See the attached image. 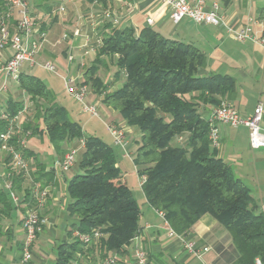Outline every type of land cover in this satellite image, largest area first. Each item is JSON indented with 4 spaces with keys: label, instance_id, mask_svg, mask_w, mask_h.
Returning a JSON list of instances; mask_svg holds the SVG:
<instances>
[{
    "label": "trees",
    "instance_id": "16d2710c",
    "mask_svg": "<svg viewBox=\"0 0 264 264\" xmlns=\"http://www.w3.org/2000/svg\"><path fill=\"white\" fill-rule=\"evenodd\" d=\"M5 1L0 0V14ZM30 1L34 13H51L52 0ZM107 28L110 31L103 33ZM100 41L83 84L102 96V104L117 111L127 126L139 130L132 162L137 175L144 177L140 187L148 205L162 213L168 228L182 238L189 236L202 216H211L231 239L230 248H216L224 264H254L257 258L264 264V217L257 213L251 189L210 145L209 117L200 114L202 105L214 108L223 98L231 100L234 80L227 75L198 76L205 54L149 27L136 33L108 25ZM106 57L115 59L116 80L122 73L125 77L115 91H108L97 74ZM18 87L33 104L32 118L22 125L30 136L45 135L54 150L64 142H84L76 173L66 187L67 212L77 220L68 234L98 230L105 235L86 251L77 240L59 242L53 264H80V257L94 252L100 259L113 253L125 255L131 240L139 236L141 209L124 181L114 149L101 138L86 135L78 122L69 119L67 109L37 76L22 72ZM5 105L3 110L14 117L22 109V100L8 98ZM7 125L0 119V133ZM175 141L180 145H173ZM22 152L26 158L32 156L26 149ZM37 167L44 171L43 164Z\"/></svg>",
    "mask_w": 264,
    "mask_h": 264
},
{
    "label": "crops",
    "instance_id": "0c3cea01",
    "mask_svg": "<svg viewBox=\"0 0 264 264\" xmlns=\"http://www.w3.org/2000/svg\"><path fill=\"white\" fill-rule=\"evenodd\" d=\"M28 1L31 3L30 0ZM50 4V14L34 13L33 11L39 19L41 29L46 31V36L49 35L54 23L61 25L64 30L62 35H59L60 31H56L52 35L60 37L55 40L54 47H49L48 41L45 44V38L37 59L55 58L53 53L61 52L62 61L68 67V71H65L73 70V74L68 73L63 76L72 80L74 84H83V74L94 63L97 49L101 44L100 33L104 27L110 25V28L116 30L131 28L136 33L149 27L165 38L192 44L201 50L205 54L206 63L203 67L198 68V76L227 75L234 80V97L231 100L223 98L221 99L223 102L232 104L238 110L236 102L241 94L240 89L255 88L259 99L253 109L259 103L264 106V49L257 43L237 40L232 33L247 28L253 37H264V0H207V6L210 7L213 4L218 6V14L222 18V23L218 26L198 25L189 19L175 24L170 19L168 8L159 0H110L105 4L86 0H52ZM60 7H63L62 12L59 11ZM149 19L152 20L151 24L147 23ZM48 24L49 28H47ZM109 31L107 28L103 30V33ZM64 35L66 38H63ZM60 45H63L62 51H60L61 48L57 49V46ZM69 57L72 58L71 61H69ZM114 60L111 57L104 58V64L97 73L101 82L108 86V91L118 90L125 78L123 73L119 80L114 77L116 72ZM29 68L32 67H25L23 73L29 74ZM43 83L46 85L44 81ZM86 86L90 93H88V97H91L98 105L97 109L105 118V122L115 123L125 130L126 152L132 159L140 138L139 130L127 126L117 111L102 104V96L96 95L89 85ZM46 87L48 88L47 85ZM22 97L24 94L19 87L11 84L8 98L14 100L21 98L22 100ZM212 108V105L200 106L202 117L207 119ZM238 112L242 116H250L253 110L245 107ZM28 120L24 117L21 124L23 125ZM218 128L219 134L223 136L220 137V145L217 148L218 157L232 167L238 179L243 180L245 169L255 174L256 165L259 164L264 169V152L257 154L254 163H243L239 154L231 151V147H224L225 141L230 146H234L238 140L237 135L228 131L230 126L219 125ZM34 136H37L38 140L42 142L41 135H32L26 140L25 149L27 153H32V156L26 158L27 174L13 169L6 154L0 153V264H16L21 258L22 219L28 210H35L44 220L34 244L32 260L28 264H33L35 256H38L42 263L49 262L53 250L55 259L56 245L62 241L72 240L68 232L71 225L77 222L67 212L70 199L66 193L68 183L66 175L69 173L70 178L73 177L76 167L74 165L68 172L53 168V162L63 158L70 150L69 145L73 141L64 142L58 150H54L52 147L51 159L46 161L41 158V156L46 157V154L41 155L28 144V141ZM246 139L248 144V134ZM175 143L180 145L178 141ZM117 149L120 151L122 161L126 162L128 157H125L122 149L119 147ZM37 163L43 164V172H40ZM118 167L120 168V165ZM134 169L137 173L135 166ZM12 173L16 178L11 179ZM42 174L45 177H42ZM122 176L129 186L126 176L124 174ZM9 182L12 184L10 190L6 187ZM36 187L48 190L42 206H36L32 196V191ZM139 190V199H136L141 209L138 243L152 264H224L216 248L218 246L223 249L230 248L231 239L214 218L209 215L202 216L193 225L189 236L185 238L196 243L198 247L208 248L201 258H196L184 249L180 236L170 233L164 218L148 205L141 187ZM11 193L17 197V204L13 202ZM263 203L264 199L260 204ZM261 205H258L257 213L260 212ZM117 259V264H134V245L130 243L126 254L117 256ZM99 260L100 257L94 252L92 255L80 257V264H97Z\"/></svg>",
    "mask_w": 264,
    "mask_h": 264
},
{
    "label": "built area",
    "instance_id": "2783aa9c",
    "mask_svg": "<svg viewBox=\"0 0 264 264\" xmlns=\"http://www.w3.org/2000/svg\"><path fill=\"white\" fill-rule=\"evenodd\" d=\"M169 10V16L173 23L177 24L184 19H189L198 25L218 26L222 23V18L218 14V6L213 4L207 6V0H159ZM63 11V7L59 8ZM0 14V119L8 123L6 129L0 133V153L6 154L9 158L10 166L22 173L27 174V160L23 155L26 148V140L31 132L22 128L21 117H25L30 107L25 96L22 98V109L14 117H10L3 110L6 107L8 91L11 84L18 86L20 75L24 65L29 67L37 65V55L43 41L46 38V31L40 27L39 19L30 9L28 0H6L5 10ZM148 24L152 20H147ZM237 40L251 41L257 43L264 49V37L255 38L249 29L245 28L237 32H232ZM66 38V35L63 36ZM69 57V61H71ZM42 69L54 73L63 80L67 94L77 103L81 104V110L90 114L93 118H100L98 109L94 105L85 103L88 96V88L84 84H74L63 75L57 73V65L51 60L38 64ZM28 98V97H27ZM29 99V98H28ZM264 106L259 103L253 109L250 116H242L238 110L230 103L221 102L212 108L209 114L210 130L208 139L213 148L220 145L219 125H227L232 128L245 126L248 130V146L251 150H264ZM104 125L112 138L113 143L126 151V132L119 125L111 122H104ZM83 141H80L81 148ZM126 157L129 154L126 152ZM76 150L68 151L61 160L53 162V168L62 172H68L77 161ZM144 181V177L139 179V184ZM6 187L12 188L11 182ZM48 190L34 188L32 196L36 206H42L46 200ZM14 203H18L17 197L10 194ZM260 211L264 217V203ZM163 217L162 213H159ZM44 220L40 218L35 210H28L22 219L23 239L21 244V258L16 264H28L33 257L34 244L41 231ZM170 233L175 235L171 230ZM105 237L98 230L90 233H81L74 230L71 233L73 240L79 241L83 250L86 251L90 244H96L100 238ZM139 236L134 237L131 243L134 245V264H152L146 252L139 245ZM184 249L196 258H201L208 251L207 247H198L196 243L181 237ZM116 254H109L98 261L97 264H117ZM254 264H261L257 258Z\"/></svg>",
    "mask_w": 264,
    "mask_h": 264
},
{
    "label": "rangeland",
    "instance_id": "374dc122",
    "mask_svg": "<svg viewBox=\"0 0 264 264\" xmlns=\"http://www.w3.org/2000/svg\"><path fill=\"white\" fill-rule=\"evenodd\" d=\"M29 3V1H28ZM30 5V3H29ZM30 9L32 11L33 8L30 5ZM49 24L48 27L49 28ZM72 29V28H70ZM64 28L61 25H56L55 23L52 25V29L49 32V35L46 36V41L45 44H47L48 41V46L49 47H54L55 44V40L59 39L60 37H54L52 36L54 34V32L56 31H60L59 35H62ZM67 30V29H65ZM61 48L60 51H62L63 49V45H60L59 47L57 46V49ZM53 53V52H52ZM55 58H49L52 62H54L58 69H57V73L59 75H68V73L73 74L72 73V69L70 70V72H67V64L63 63V55L61 52H54L53 53ZM47 59V60H49ZM54 59V60H53ZM47 60L44 59H37V65H35L34 67H32L29 70V74L37 76L38 78H40L42 81H44L46 83V85L48 86V88L52 91V93L54 94V97L57 101L58 104L65 106L68 110V118L71 120H76L82 127L83 132L86 135H95L99 138H101L103 141H105L106 143L110 144L112 146V148L114 149L115 153H116V159L118 162V165H120V169H121V173L124 174V176H126L128 184L130 189L133 191L134 193V197L135 199H139V195L140 194V186H139V177L137 176V173L135 172L134 166H133V162L132 159L128 156L127 161H122L121 157H120V151L117 149L118 147L113 143L111 136L109 135L104 122L106 121L105 118L100 114V118H93L90 116V114L85 113L81 110V104L77 103L76 101H74L66 92L65 87H64V83L62 82L63 80H61L60 76L54 74V73H50L44 69H42L38 64H41ZM28 67L27 64L24 65V68ZM23 68V69H24ZM72 68V67H70ZM27 70V69H26ZM67 70V71H65ZM64 73V74H63ZM241 94L239 97V100L237 99V108L238 110L242 111V109H244L245 107L253 110V107L255 105V103L258 101L259 96L256 94L257 90L255 88H250V89H243L241 90ZM89 93V92H88ZM90 94V93H89ZM23 98V97H22ZM25 99L28 100L29 102V111L25 116V119L29 118V116L32 115L33 113V104L32 102L25 96ZM93 99L90 97H86L85 103L86 104H92L94 105L96 108H98V105L95 104V102L93 103ZM24 119V117H21V121ZM228 131L232 134H236L237 135V141L234 143V146H230V144L228 142H224V147L225 148H230L231 147V151H235L237 154H239V157H241L243 161V163H247V162H252L254 163V160L256 159L257 154H262L264 152V150H260V151H254L251 150L247 144V139L246 136L248 134V130L245 126H238L236 128H228ZM220 137H223L222 134L219 135ZM42 142H40L38 140L37 136H34L33 138H31L28 141L29 146H31L34 150L40 152V154H46L45 156H41V158L43 160L49 161L51 159L52 156V146L49 144L47 137L45 135H42ZM81 141V140H80ZM79 140H74L73 143H70V150H76L77 152V158L80 157L81 153H82V149H81V145ZM173 145H177L175 142L172 143ZM69 150V151H70ZM123 151V150H122ZM123 154H126V151L122 152ZM126 157V156H125ZM256 174L252 171H248V169H245L243 174L244 177L242 178V182L247 185L252 192V196L255 199V202L257 205H261L260 203L263 202L264 199V169L261 168V166L256 165ZM255 174V175H254ZM67 178V182L70 181V176L69 173H67L66 175ZM261 207V206H260ZM54 259V250L52 252V256L51 259L49 260V262L47 261V263H42L41 260L38 258V256H35L34 260H33V264H52V261Z\"/></svg>",
    "mask_w": 264,
    "mask_h": 264
}]
</instances>
